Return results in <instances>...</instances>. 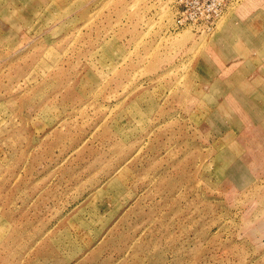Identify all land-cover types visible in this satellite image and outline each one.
Segmentation results:
<instances>
[{"label":"rangeland","instance_id":"374dc122","mask_svg":"<svg viewBox=\"0 0 264 264\" xmlns=\"http://www.w3.org/2000/svg\"><path fill=\"white\" fill-rule=\"evenodd\" d=\"M0 0V264H264V0Z\"/></svg>","mask_w":264,"mask_h":264},{"label":"built area","instance_id":"2783aa9c","mask_svg":"<svg viewBox=\"0 0 264 264\" xmlns=\"http://www.w3.org/2000/svg\"><path fill=\"white\" fill-rule=\"evenodd\" d=\"M229 1L232 0H175L178 6L176 25L195 23L210 28Z\"/></svg>","mask_w":264,"mask_h":264}]
</instances>
